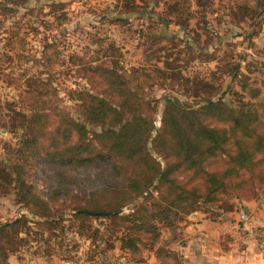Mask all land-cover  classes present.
I'll return each instance as SVG.
<instances>
[{"label": "trees", "instance_id": "16d2710c", "mask_svg": "<svg viewBox=\"0 0 264 264\" xmlns=\"http://www.w3.org/2000/svg\"><path fill=\"white\" fill-rule=\"evenodd\" d=\"M173 2L176 14L184 3ZM15 3L20 2L0 0V41L11 45L16 39L22 50L19 27L6 28L3 19L16 10ZM138 12L152 16L145 9ZM2 55L7 54L0 52V74L22 91L23 113L19 137L0 159V193H12L36 218L22 214L0 222V264H8L9 255L28 242L33 225L41 226L47 242L55 235L57 246H63L68 230L94 239L97 231L87 230L97 219L134 264L144 263L149 252L157 264H181L178 251L157 243L160 225L182 220L185 212H204L201 199L220 201L233 192L239 197L240 191L264 184V107L250 95L233 104L218 98L199 105L171 95L156 127L155 106L143 90L147 73L136 67L126 73L113 57L109 65L82 62L86 85L74 91L73 116L56 102L53 71L61 64L56 41H43L38 55L18 53L26 67L16 78L8 77L17 68L14 58ZM180 84L196 104L215 94L216 88L200 79ZM251 90V97L259 98L258 90ZM213 159L218 161L210 166ZM138 196L141 202L122 212ZM55 204L70 214L57 213ZM225 204L223 211L236 206L226 199Z\"/></svg>", "mask_w": 264, "mask_h": 264}, {"label": "rangeland", "instance_id": "374dc122", "mask_svg": "<svg viewBox=\"0 0 264 264\" xmlns=\"http://www.w3.org/2000/svg\"><path fill=\"white\" fill-rule=\"evenodd\" d=\"M17 1L20 3L14 4L16 10L3 19L6 28L19 27L25 47L19 49L20 43L16 39H11V45L0 41V52L13 57L17 66L8 77H12L11 73L14 78L18 77L26 67V63L17 59L18 53L38 55L43 41H56L61 63L58 70L53 71L56 102L70 115L77 116L74 91L86 85L80 69L82 62L109 65L113 57L126 73L132 67L147 73L146 79L142 80L143 90L155 106L153 122L156 127L160 125L164 101L171 95L194 105L218 98L233 104L239 96L246 100L250 95L248 99L259 108L262 102L264 107V0H182L184 5L176 14L171 7L175 0ZM141 9L151 11L152 16L138 12ZM111 17L123 20L115 22ZM111 44L114 49L109 47ZM6 77L0 74V159L5 157V147L14 146L19 137L18 122L23 113L19 100L22 91L14 83H8ZM199 79L216 89L213 97L196 104L180 83ZM251 89L258 90L259 98L251 97ZM154 156L162 163L160 156L155 153ZM217 161L211 160L210 166ZM233 193L221 195L220 201L204 202L201 199L200 205L206 212H199L217 218L221 215L233 217L246 204L264 210V184L256 183L253 190L245 194L240 191L239 197ZM142 198L138 196L124 205L122 212L132 210ZM225 199L236 205L233 210L223 211ZM54 207L59 209L57 213L70 214L62 205L55 204ZM219 211L223 212L217 216ZM189 213L191 211L183 213L182 220L172 225H160L157 243L168 245L179 222ZM22 214L36 218L25 206L14 201L12 193H0L1 223ZM249 219L257 224L250 216ZM89 224V234L97 231L94 239L68 230L63 246H57L55 235L47 242L41 226L33 225L31 233L26 235L28 242L9 257L13 264H57L56 260L61 256L75 259L80 264H134L117 249L115 234L102 221L92 220ZM111 245L115 247L108 249Z\"/></svg>", "mask_w": 264, "mask_h": 264}, {"label": "crops", "instance_id": "0c3cea01", "mask_svg": "<svg viewBox=\"0 0 264 264\" xmlns=\"http://www.w3.org/2000/svg\"><path fill=\"white\" fill-rule=\"evenodd\" d=\"M245 206L252 222L264 225V210ZM236 217L221 215L212 219L193 211L179 222L168 245L181 254V264H264V251L248 232L236 229ZM145 264H157L152 252Z\"/></svg>", "mask_w": 264, "mask_h": 264}, {"label": "built area", "instance_id": "2783aa9c", "mask_svg": "<svg viewBox=\"0 0 264 264\" xmlns=\"http://www.w3.org/2000/svg\"><path fill=\"white\" fill-rule=\"evenodd\" d=\"M236 229L248 232L250 236L254 239L258 248L264 251V225L251 223L249 219V214L244 209H240L237 214ZM56 263L80 264L75 259L62 256L57 258Z\"/></svg>", "mask_w": 264, "mask_h": 264}, {"label": "water", "instance_id": "95a60500", "mask_svg": "<svg viewBox=\"0 0 264 264\" xmlns=\"http://www.w3.org/2000/svg\"><path fill=\"white\" fill-rule=\"evenodd\" d=\"M244 210L246 209V206H244V208H243ZM247 211V210H246Z\"/></svg>", "mask_w": 264, "mask_h": 264}]
</instances>
